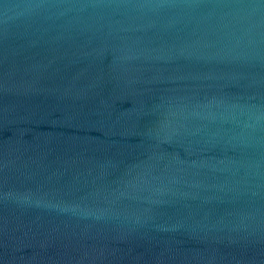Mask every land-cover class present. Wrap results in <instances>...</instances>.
Instances as JSON below:
<instances>
[{
    "label": "water",
    "instance_id": "95a60500",
    "mask_svg": "<svg viewBox=\"0 0 264 264\" xmlns=\"http://www.w3.org/2000/svg\"><path fill=\"white\" fill-rule=\"evenodd\" d=\"M0 264H264V0H0Z\"/></svg>",
    "mask_w": 264,
    "mask_h": 264
}]
</instances>
